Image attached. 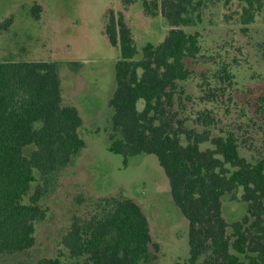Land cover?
<instances>
[{"label": "trees", "instance_id": "trees-1", "mask_svg": "<svg viewBox=\"0 0 264 264\" xmlns=\"http://www.w3.org/2000/svg\"><path fill=\"white\" fill-rule=\"evenodd\" d=\"M135 1L121 0L126 5ZM193 1L142 0L147 15L160 10L172 28L159 44L147 43L141 57L124 14L111 12L104 30L109 42L119 47L120 58L109 100L114 110L109 151L121 155L125 165L141 153L157 156L173 201L188 220L189 257L173 264H264V156L248 159L232 131L214 137L187 131L188 142L183 144V132L167 118L177 82L191 73L185 59L200 51L199 33L181 28L201 21L200 14L192 16ZM238 1L244 24L264 9V0ZM40 8L36 4L30 11L35 15ZM59 65L0 61V254L23 252L35 244V222L45 218L40 206L44 187L39 185L29 203L23 202L35 171L47 184L46 179L67 167L86 145L79 133V110L62 104ZM259 102L264 111V96ZM209 140L212 147L202 149L201 143ZM28 146H34L29 156ZM239 190L247 213L229 223L222 216L221 198ZM62 241L84 264H156L152 248L158 250V243L153 242L147 216L131 198H103L90 217L73 218Z\"/></svg>", "mask_w": 264, "mask_h": 264}, {"label": "rangeland", "instance_id": "rangeland-1", "mask_svg": "<svg viewBox=\"0 0 264 264\" xmlns=\"http://www.w3.org/2000/svg\"><path fill=\"white\" fill-rule=\"evenodd\" d=\"M194 0L192 16L201 21L181 26L199 33L200 51L186 58L191 71L178 81L167 118L180 128L182 143L187 131L214 137L235 132L241 152L248 159L264 156V9L253 22L241 21L243 5L238 0ZM160 3L161 0H158ZM142 0H0V61L59 62L62 104L74 105L83 119L79 133L85 147L73 161L44 179L35 171L30 196L41 185L40 206L45 218L35 222V244L19 253L0 254V264H38L58 259L59 264H84L63 244L74 217H90L106 197L131 198L149 220L153 242L158 243L156 264L185 262L189 257L188 220L174 203L169 181L154 154L128 158L109 151L116 88L115 64L119 47L105 33L111 12H122L131 27L141 57L143 47L162 42L172 27L159 14L147 15ZM40 5L37 14L31 13ZM137 57V58H138ZM76 64V65H74ZM79 64V65H78ZM74 67H78L74 70ZM141 110L144 100L137 103ZM211 139V138H210ZM212 147L211 141L201 148ZM34 146H28L30 155ZM242 190L221 198L222 216L232 223L247 213ZM202 260V259H201Z\"/></svg>", "mask_w": 264, "mask_h": 264}]
</instances>
